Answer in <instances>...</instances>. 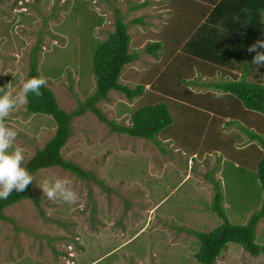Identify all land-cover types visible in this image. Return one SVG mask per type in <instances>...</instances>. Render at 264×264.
Returning <instances> with one entry per match:
<instances>
[{
	"label": "rangeland",
	"instance_id": "374dc122",
	"mask_svg": "<svg viewBox=\"0 0 264 264\" xmlns=\"http://www.w3.org/2000/svg\"><path fill=\"white\" fill-rule=\"evenodd\" d=\"M101 2L0 0V87L18 90L38 46L39 75L46 78L60 108L75 109L95 89L96 41L114 30L117 12L103 2L106 6H99ZM118 2L110 0L114 7ZM136 2L121 1L117 9L124 10L120 3H126L129 17ZM99 13L106 23L92 31ZM144 46L140 61L119 79L128 87L161 74L156 73L160 59L145 55ZM195 79L202 83L199 75ZM187 81L176 83L171 77L165 85L177 93L192 84ZM182 92L188 104L162 91L154 93L153 99L167 104L173 117L154 140L112 132L89 110L73 118L61 155L88 176L59 166L38 170L30 197L2 211L9 219L0 218V264H200L195 258L198 238L189 230L205 232L221 223L211 209L214 181L229 221L246 223L261 199L256 156L247 152L241 160L246 147L242 138L227 135L215 118L207 125L212 117L204 110L214 109L215 99L210 104L206 97L192 99L188 91ZM144 97L130 101L122 92L110 91L109 99L97 106L108 119L127 125L136 108L151 103ZM6 123L18 130L16 145L24 149L23 167L55 132L50 115L29 114L26 105ZM56 176L73 181L78 193L75 204L43 196L39 184ZM255 242L264 244V218L257 224ZM216 263L264 264V254L252 256L229 242Z\"/></svg>",
	"mask_w": 264,
	"mask_h": 264
},
{
	"label": "trees",
	"instance_id": "16d2710c",
	"mask_svg": "<svg viewBox=\"0 0 264 264\" xmlns=\"http://www.w3.org/2000/svg\"><path fill=\"white\" fill-rule=\"evenodd\" d=\"M210 2L213 7H210L208 22L212 20L214 25H211V29L208 31L203 30L201 32L199 30L197 32V34H210V36L197 38L194 42H190L186 49L189 53L213 64L208 77H215L217 73L220 74V78L223 74L231 76L226 81L208 82L206 85L221 90L223 96L220 95L219 98H229V101H226V109L224 106V112L235 117V125L249 138L250 144L242 150L241 160H244V155L247 152L251 155L253 152L256 156L254 160L255 164L257 162L255 176L258 180L261 199L258 202L259 208L254 211L246 223L234 224L229 221L221 204L220 186L217 181L213 182L215 194L211 209L222 221L209 231L189 230L198 238L199 246L195 258L200 264H217V258L229 242L242 246L252 256L264 254V244L255 242L257 224L264 218V66L257 68L252 63V57L255 53H249L247 50L257 40H264V0H211ZM133 7L136 8V6L131 8ZM116 12L114 30L107 35L106 39L96 41L92 68L95 76V89L91 94L78 101L77 107L70 111L59 107L54 92L47 86L41 89L43 92L41 97L28 95L27 113L47 114L55 121L54 135L44 143L42 148L36 150L34 155L24 164V167L33 177L38 170L53 166H59L79 176H88L87 172L80 166L71 161H66L61 155V148L72 131L71 122L73 118L88 110L109 126L112 132L125 133L149 140L156 139L163 128L173 123L169 107L158 99H153L155 95L150 90H146L145 81L133 88L119 81L123 67L138 56L136 51L130 49L128 28L132 23L140 20L132 19L130 22H124L119 11L116 10ZM234 17H239V22ZM97 23L100 25L102 19L100 18ZM202 42L209 43L213 49V55H199L204 46L201 45ZM38 49V46H35L32 50L34 57L29 62L26 78L39 75L36 57ZM160 49V42H150L145 45L142 51L156 55ZM235 69L240 71L239 76L234 73ZM160 73L158 80L150 83V89H155L157 92L162 91L168 97L171 94L175 101H186L187 98L181 95L185 87L184 89L179 88L176 93V89H169L165 83L160 84L162 80L167 83L171 78L168 67H165ZM180 81L185 83L186 78H181ZM110 91L122 92L130 101L145 95V102L150 100L151 103L136 108L130 115V124H118L114 120L108 119L97 106L99 102L109 99ZM188 93L195 99L206 97L210 104L213 102L214 109H205L204 111H216L217 103L215 100L212 101L217 98L214 92H206L205 95L202 93L194 95L190 91ZM257 116L261 117V121L255 119ZM239 135L235 134V140ZM33 182L28 185L24 192L16 193L13 191L8 199H0L1 219L7 218L2 212L5 207L30 197Z\"/></svg>",
	"mask_w": 264,
	"mask_h": 264
},
{
	"label": "crops",
	"instance_id": "0c3cea01",
	"mask_svg": "<svg viewBox=\"0 0 264 264\" xmlns=\"http://www.w3.org/2000/svg\"><path fill=\"white\" fill-rule=\"evenodd\" d=\"M101 1L109 6L113 13H115L116 10H118V3L121 1L124 2L125 0H119L117 4H114L115 7L112 6L110 0ZM210 1L211 0H137V2L133 4V6H136V8H130L131 10L129 17L127 16V13L129 12L127 4L120 3L121 6L124 5V10H122L123 7H120L121 11H118L120 13L119 15L124 18V22H130L132 19H139L140 21L132 23L128 28V33L130 34V49L136 51L138 56L134 59V61L126 64L123 67L119 79L122 78V75L127 69L132 70L131 68L133 67V64H136V62L140 61V49L144 45L150 42H160L161 49L156 55L146 52L144 53L145 55H150L157 60L160 59V65L162 66L159 71H156V73L162 72L165 67H168V72L171 73V77L176 80V83L180 82L181 78H186L189 82H192V84L185 86V90L192 92L194 95L197 93H202V90H204L205 93L209 92L211 89L206 85V83L217 82L214 81V79L216 77H220V74L217 73L216 77H208L213 64L206 59H200L195 54L189 53L186 48L190 42H194L197 38L210 36V34H197L199 30L201 32H203V30L208 31L211 29L210 26L214 25L212 20L208 22L210 7H213ZM102 2L99 4V6H106L102 5ZM99 17L102 19V23L100 25L105 24L106 22L102 18V14L99 13ZM98 20L99 19H97L95 22L97 25L95 24L94 28H92V31L96 27L100 28V25L97 23ZM201 45L204 46L201 48V50L199 49V55H213V49H211L209 43L202 42ZM138 64L142 63L140 62ZM147 70L148 69L145 71ZM180 71H183L186 74H179ZM234 73H237L238 76L240 75V71L237 69H235ZM196 75L200 76L198 81L202 83L195 82ZM229 78L231 77L227 76L226 74L221 76V80L223 81H226ZM157 80L158 77L149 76L145 80L146 90H150L153 94L157 92L156 90L150 89V83L153 81L156 82ZM168 82L169 80L167 83ZM162 83H166V81L162 80L160 84ZM215 92H218L221 96H223L221 90L218 91L215 89ZM190 97L194 99V96L191 94ZM214 99L218 104V107H216V111H210L209 116L212 117V119L207 120V125L213 121V118H215L218 126L227 129V135L241 133V135H239L242 138L241 142L248 146L250 144L249 138L238 129L237 125H235V117H233V115L230 113L224 112V106L227 103L226 101H229V98ZM183 102L185 104L189 103L188 100ZM226 107L227 106H225V109ZM255 119L257 121H261V117L259 116L255 117ZM224 122L231 123L226 125ZM188 163H190V161ZM188 175L189 173L187 172L185 177Z\"/></svg>",
	"mask_w": 264,
	"mask_h": 264
},
{
	"label": "clouds",
	"instance_id": "9594fccd",
	"mask_svg": "<svg viewBox=\"0 0 264 264\" xmlns=\"http://www.w3.org/2000/svg\"><path fill=\"white\" fill-rule=\"evenodd\" d=\"M239 22V17H234ZM264 40H257L248 47L249 53H255L252 63L257 68L264 66ZM47 80L42 75L21 78L18 90L0 87V199H8L13 191L24 192L34 180L29 171L23 167L24 149L16 145L18 130L6 123L14 111L19 110L28 102V95L41 97L42 88L47 86ZM219 98L220 93H214ZM73 181L68 177H51L39 184L43 196L51 201L60 200L73 205L77 202L78 193L72 187Z\"/></svg>",
	"mask_w": 264,
	"mask_h": 264
}]
</instances>
